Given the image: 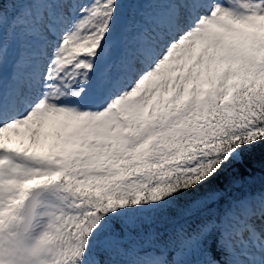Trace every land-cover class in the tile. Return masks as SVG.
<instances>
[{"label":"snow or ice","instance_id":"obj_1","mask_svg":"<svg viewBox=\"0 0 264 264\" xmlns=\"http://www.w3.org/2000/svg\"><path fill=\"white\" fill-rule=\"evenodd\" d=\"M0 264H264V0H0Z\"/></svg>","mask_w":264,"mask_h":264}]
</instances>
